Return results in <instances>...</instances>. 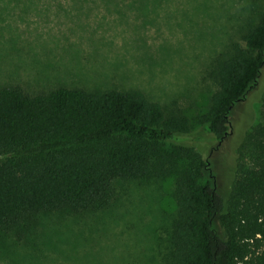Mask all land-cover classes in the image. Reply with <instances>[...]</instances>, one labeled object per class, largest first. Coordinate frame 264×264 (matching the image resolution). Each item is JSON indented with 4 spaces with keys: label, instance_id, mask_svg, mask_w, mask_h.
Wrapping results in <instances>:
<instances>
[{
    "label": "trees",
    "instance_id": "obj_1",
    "mask_svg": "<svg viewBox=\"0 0 264 264\" xmlns=\"http://www.w3.org/2000/svg\"><path fill=\"white\" fill-rule=\"evenodd\" d=\"M240 34L212 64L218 88L200 120L212 140L233 142L227 198L210 158L185 144L190 118L142 91L60 85L29 93L7 84L0 86V234L22 240L19 227L37 217L101 212L118 180L171 177L177 213L165 264H264V91L241 137L233 122L235 107L264 78V13Z\"/></svg>",
    "mask_w": 264,
    "mask_h": 264
},
{
    "label": "rangeland",
    "instance_id": "obj_2",
    "mask_svg": "<svg viewBox=\"0 0 264 264\" xmlns=\"http://www.w3.org/2000/svg\"><path fill=\"white\" fill-rule=\"evenodd\" d=\"M262 13L264 0H0V86L140 90L190 118L185 144L210 158L227 198L233 142L212 140L200 120L218 88L213 62ZM263 91L264 78L235 107L234 137L259 116ZM114 185L116 197L101 212L37 217L19 227L22 240L0 234V264H165L174 178Z\"/></svg>",
    "mask_w": 264,
    "mask_h": 264
}]
</instances>
